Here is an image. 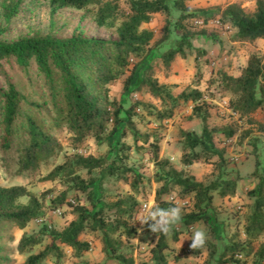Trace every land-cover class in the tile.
Returning a JSON list of instances; mask_svg holds the SVG:
<instances>
[{
    "label": "trees",
    "instance_id": "obj_1",
    "mask_svg": "<svg viewBox=\"0 0 264 264\" xmlns=\"http://www.w3.org/2000/svg\"><path fill=\"white\" fill-rule=\"evenodd\" d=\"M21 1L11 0L3 5L8 22L19 13ZM188 1L193 0H126L131 11L117 26L115 17L120 6L116 0H48L52 13L67 9H85L88 13H93L99 27L114 31V39L110 40L89 38L83 34L62 38L49 33L24 36L9 42L2 39L4 32L0 30V148L3 152L13 149L18 159L19 175L39 171L43 164H49L64 150L59 140L46 130L42 122L45 120L42 117L44 112L49 114L55 128H65L68 131L74 149H78L89 136H94L98 143H102L110 123L113 124L110 135H115L123 121L120 114L124 113L135 140L151 145L152 159L158 167L156 182L164 183L156 196L161 210L177 207L175 203L165 201L162 196L178 186L183 195L194 193L196 200L194 210L184 215L183 224L189 227L202 221L210 224L211 217L207 209L212 204L214 193L218 192L222 197H233L237 188L236 180L228 179L225 175V151L215 144L216 129L205 126L201 134L182 131V163L185 166H191L200 160L211 161L212 157L220 159L219 178L206 185L191 174L187 175L185 170L175 169L168 159L160 157L161 140L158 135L154 134L152 138L148 133H141L132 120L136 105L125 110L120 101L110 97V86L128 72L124 92L147 87L156 98L174 102L173 107L180 101L193 104L191 113L207 122L210 113L205 110V97L214 98L216 91L188 88L176 97L168 87L160 85L153 77L152 66L148 62L155 51L152 44L155 33L143 26L150 24L155 14H166L164 36L158 41L160 43L168 39L173 23L182 30L177 43L170 45L160 55V59L169 67L177 55L185 57L186 49L193 48L191 31L186 27V21L203 20L207 23L219 19L222 25L235 30L232 37L234 42L253 43L264 39V0H257L253 12H247L239 3H231L225 7L192 9L187 5ZM207 31L205 28L200 29L202 34ZM143 66V71L138 76ZM7 67H18L27 75L34 87L32 96L18 88L7 73ZM220 80L222 90L231 96L229 107L232 112L239 118H247L264 136V122L251 117L257 110L264 109V57L251 55L239 76L224 71ZM217 91L221 89L218 88ZM136 104L151 113L149 105L141 102ZM166 110L156 113L160 121L172 117L173 110ZM225 134L231 139L236 135V130L228 128ZM124 157L116 155L110 165L107 157L81 154L67 157L64 163L54 166L43 177L45 181H60L64 184L63 192L50 200L47 194L51 190L44 192L40 198L26 186H0V227L12 224L24 230L32 221L45 217L48 209L58 210L66 205L69 194L74 191L85 194L93 206L92 209L75 206L77 218L61 231L50 230L45 225L39 233L26 232L18 245L22 254L30 253L34 247L41 245L45 236L50 243L41 252L30 254L25 264H45L50 258L60 264L64 259L62 246L70 247L76 258H83L91 250L90 242L81 240V235L85 232L101 233L104 253L117 264H149L137 263L134 257H128L123 250L124 241L121 237L131 240L137 235L136 228L129 225V219L137 206L136 196L106 204L94 189L95 185L102 188L105 176L118 172L120 166L117 163L122 164ZM260 165L258 160L253 173L257 184L248 192L254 203L245 227L247 244L236 243L230 246L233 256L248 247L251 248L248 254L253 253L251 245L264 237V173H261ZM82 170L90 174L94 170H102L103 174L100 179H86L80 174ZM124 170L133 172L134 179L130 184L134 192H138L144 175L134 169ZM24 198H28L26 204L21 202ZM107 208L115 210L111 213L116 217L114 221L107 219ZM159 234L158 242L151 251L153 261L154 264H168L165 251L169 248V234ZM178 235L176 232L173 234L175 241ZM191 243L192 239L190 245ZM203 247L191 250L199 255ZM255 255L259 260L264 259V242ZM8 261L9 257L0 253V264Z\"/></svg>",
    "mask_w": 264,
    "mask_h": 264
},
{
    "label": "rangeland",
    "instance_id": "obj_2",
    "mask_svg": "<svg viewBox=\"0 0 264 264\" xmlns=\"http://www.w3.org/2000/svg\"><path fill=\"white\" fill-rule=\"evenodd\" d=\"M116 1L120 6L115 17L118 26L126 19L131 10L126 0ZM10 2L11 0H0V30L4 32L3 40L11 42L24 36L49 33L62 38L72 37L74 34H83L89 38L114 39V31L99 27L94 20V14L88 13V10L67 9L52 13L50 6H48V0H22L19 13L8 22L4 16L3 5ZM186 3L192 9L225 7L231 3H239L247 12H253L257 0H194ZM166 19V14L159 13L154 15L151 24L143 26V28L155 33L152 42L155 51L148 58V62L152 66L151 73L160 85L168 87L176 97L180 96L181 92L188 86L194 88L193 83H199L202 91H210V89L216 91L214 98L205 97L207 102L205 110L210 113L207 122L191 113L193 112V104L180 101L173 107L174 102L156 98L147 87L142 90L133 89L129 93L124 92L128 72L110 86V97L120 101L125 110L136 105V112L134 115L132 114V120L141 133H148L152 135V138L154 134L158 135L161 140L160 157L168 159L175 169H186L187 175L191 174L197 181L206 185H210L219 178L220 159L212 157L211 161L200 160L191 166H185L182 163L184 154L182 131H193L201 134L205 126L216 129L215 144L217 148L225 151V162L223 163L225 175L228 179L235 177L237 182L234 199L222 197L218 192L214 193L212 204L207 209V213L211 217L210 224L204 223V221L190 227L183 224L184 215L195 208L194 193L183 195L182 189L174 186L170 192L163 194L162 198L165 201L175 203L182 210L180 223L169 234V248L165 251L168 264H264V259L259 260L258 256L255 255L257 249L264 242V237L251 245L253 253L248 254L251 249L249 247L234 256L229 250V247L236 243L247 244L244 235L245 227L254 203V200L248 196V192L251 190L250 187L253 189L257 184L253 173L257 168L255 165L258 160L261 163L260 171L264 173V136L257 131V126L248 122L247 118H239L232 112L229 107L231 96L220 87L221 73L225 71L228 74L239 76L251 55L258 54L264 57V39L253 43L234 42L232 37L235 30L230 26L216 27L215 24H212L207 29L208 31L202 34L200 33L202 28L196 27L193 21H186L185 25L191 31L190 41L193 48H187L185 57L177 55L170 64V66L174 65L175 62L178 65L177 74H174L170 66L167 67L160 59V55L169 49L170 45L177 43L181 38L182 30L176 28L173 23L168 39L163 43L158 42L164 36ZM132 62L135 63V60L132 59ZM143 68L144 66L139 70L138 76L142 73ZM7 73L22 92L32 96L34 87L31 80L20 68L7 67ZM182 75L185 76L184 79L180 78ZM218 88L221 91H217ZM138 102L149 105L151 113H148L146 108L137 106L136 103ZM170 109L173 110L172 117L160 121L156 113L158 111H170ZM120 115L123 121L115 135H110L113 127V124L110 123L109 130L103 135L102 143H98L94 136H89L78 149H74L71 146V135L68 131L65 128H55L51 123L49 114L44 112L42 117L45 120L42 122L46 130L63 145V152L58 157L53 158L49 164H43L39 171L19 175L17 173L18 159L13 149L9 152H3L0 148V185L26 186L31 193L40 198L44 192L51 190V193L47 194V198L50 200L63 192L64 184L60 181H45L43 177L54 166L64 163L67 157L74 154L107 157L108 165H110L116 155L125 156L122 164L117 163L120 166L118 172L112 176L104 177L102 188L97 185L94 186L95 193L101 196V201L106 204L115 203L128 196H136L137 206L129 219V225L136 228L137 235L131 240H127L124 236L121 237L124 241L123 250L128 257H134L137 263L154 264L151 251L157 244L160 234L150 231L148 225L142 224L140 219L145 210H161L156 202V196L164 183L156 182L158 167L152 159L151 145L145 144L141 140H135L130 127L127 126V117L124 113ZM251 117L253 120L264 122V109L257 110ZM228 128L236 130V135L231 139H228L225 134ZM173 156H175V160L172 159ZM127 168L137 170L144 175L138 192H134L131 187L130 183L133 181L134 175L130 170H124ZM80 174L86 179L92 177L100 179L103 171L94 170L90 174L88 171L82 170ZM240 175L249 179L243 183L244 186L239 185ZM228 199L231 203H228L226 208L223 203L226 205L229 202ZM27 201L28 198L21 200L25 204ZM68 201L58 210L48 209L45 217L32 221L24 230H20L12 224L0 227V253L9 257V261L3 264H25L30 254L41 252L50 243V240L45 236L41 245L34 247L30 253L22 254L18 250V245L26 232L27 234L39 233L42 226L45 225H48L50 230L61 231L77 218L74 212L75 206L93 208L83 193L71 192ZM145 205L147 206L145 207ZM114 211V209H106L105 214L108 220L114 221L116 219L114 215H111ZM196 230L205 231L207 236L199 255L195 254L190 247V240ZM175 232L179 234L176 241L173 239ZM102 239L101 233H83L81 240L90 242L91 250L86 252L83 258H76L70 247L62 246L64 259L60 264H79L82 262L117 264L104 253ZM45 264L59 263L54 258H50Z\"/></svg>",
    "mask_w": 264,
    "mask_h": 264
},
{
    "label": "clouds",
    "instance_id": "obj_3",
    "mask_svg": "<svg viewBox=\"0 0 264 264\" xmlns=\"http://www.w3.org/2000/svg\"><path fill=\"white\" fill-rule=\"evenodd\" d=\"M182 219V210L180 207H171L166 210H145L141 216L140 222L147 224L149 230L153 233L170 234L172 229L177 226ZM207 236L203 230L194 232L191 248H201L205 245Z\"/></svg>",
    "mask_w": 264,
    "mask_h": 264
},
{
    "label": "crops",
    "instance_id": "obj_4",
    "mask_svg": "<svg viewBox=\"0 0 264 264\" xmlns=\"http://www.w3.org/2000/svg\"><path fill=\"white\" fill-rule=\"evenodd\" d=\"M193 1H194V0H193ZM188 2L190 3V2H192V1H188ZM158 14H159V13H158ZM155 15H157V14H155ZM151 23H152V22H151ZM151 23H150V24H151ZM147 25H149V24H146V26H147ZM173 64H174V65H171L170 68L172 69V72H173L174 74H177V70H178L177 67H178V65L175 64V62H174ZM177 76L179 77V75H177ZM184 77H185V76H183V75L180 76L181 79H184ZM198 84H199V83H197V84H194V83H193L192 86H194V88H197V87H198V88L200 89V87L198 86ZM188 88H190V86H188L187 88H185V89L183 90V92H184L186 89H188ZM183 92H181V94H182ZM172 154H174V153H172ZM178 154H179V153H178ZM179 156H181V155L179 154ZM172 159L175 160V156H173ZM180 170H185V171L187 172L186 169H182V168H180ZM240 177H241V175H240ZM230 179L235 180V177H231ZM247 180H249L248 177H246V178L241 177V178H240V183H239V185H243V183H244L245 181H247ZM0 186L10 187V186H7V185H0ZM243 186H244V185H243ZM241 187H242V186H241ZM245 189H246V187H245ZM250 189H252V187H250ZM229 198L234 199L233 197H229ZM228 201H229V199H228ZM234 202H235V201H234ZM236 202H237V201H236ZM228 203H231V202H230V201L227 202L226 205H224V203H223V206L227 208V207H228V206H227ZM250 203H251V201H250ZM244 235H245V234H244ZM245 237H246V236H245Z\"/></svg>",
    "mask_w": 264,
    "mask_h": 264
},
{
    "label": "built area",
    "instance_id": "obj_5",
    "mask_svg": "<svg viewBox=\"0 0 264 264\" xmlns=\"http://www.w3.org/2000/svg\"><path fill=\"white\" fill-rule=\"evenodd\" d=\"M193 24L196 26V27H200V28H205V29H208L211 27L212 24H215L216 27H221L222 23L219 19H215L213 21H210V22H204L203 20H196V21H193ZM147 205H145L146 207Z\"/></svg>",
    "mask_w": 264,
    "mask_h": 264
}]
</instances>
